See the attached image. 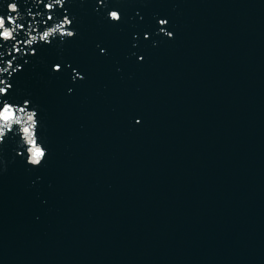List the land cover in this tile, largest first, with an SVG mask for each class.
Segmentation results:
<instances>
[{"label":"water","instance_id":"1","mask_svg":"<svg viewBox=\"0 0 264 264\" xmlns=\"http://www.w3.org/2000/svg\"><path fill=\"white\" fill-rule=\"evenodd\" d=\"M246 1L15 0L20 51L0 40L12 85L0 94L12 108L7 121L0 108V264H80L158 160Z\"/></svg>","mask_w":264,"mask_h":264},{"label":"snow or ice","instance_id":"2","mask_svg":"<svg viewBox=\"0 0 264 264\" xmlns=\"http://www.w3.org/2000/svg\"><path fill=\"white\" fill-rule=\"evenodd\" d=\"M63 2H64V0H55V3L59 4L61 6L63 5ZM44 7L46 9L51 10V9H53L54 4L53 3H47V4L44 5ZM8 8L10 10V14H8L7 16L0 15V40L15 41V43H13L12 47H13V49L15 51L18 52V51H20V49L16 47V44L20 43V41L17 39L16 34H17L18 29H24L25 25L23 23H17L18 17H14L13 15H11V13H16L17 10H18V5L15 2V0H13V2L8 4ZM29 14L31 15V13H29ZM52 18H53L52 15L48 14L47 18L45 20V23L47 21L52 20ZM112 19L113 20H118V19H120V15L118 16V19H117V12L113 11L112 12ZM71 22L72 21L70 19H68L67 16H65L64 17V21L61 24H58L55 28H52L51 32H55L58 29H61L63 27V23L71 24ZM159 23L161 25H164L167 22L165 20H160ZM28 28L30 29V32H29V35H30L31 34V30H34V29H32L31 25H28ZM161 30L163 31V29H161ZM49 35H50V31L46 30V31L43 32V35H42L41 39H45L46 40ZM67 35L71 36V35H73V33L69 31V32H67ZM169 35H171V33H169ZM34 39H35V37H32L31 39H28L25 42L28 43V44H31ZM32 52L34 53L35 49H32ZM13 59H14V57H13ZM9 64H11V61H9ZM60 67L61 66L59 64L55 65V68L57 70H59ZM0 84L4 85V87H0V94L7 93L8 89H10L12 87L11 84L5 83L3 80H0ZM0 108H2L3 119L5 121L9 120L11 118V115H12L11 106L3 105ZM29 119H31V117H29ZM25 131L27 132L28 129H25ZM37 155H42V153H37ZM35 162L38 163L39 161L36 160Z\"/></svg>","mask_w":264,"mask_h":264},{"label":"clouds","instance_id":"3","mask_svg":"<svg viewBox=\"0 0 264 264\" xmlns=\"http://www.w3.org/2000/svg\"><path fill=\"white\" fill-rule=\"evenodd\" d=\"M113 11H115V10H113ZM113 11H111V12L109 13V15H110L111 18H112V12H113ZM116 12H117V11H116ZM118 16H119V15H118V12H117V19H118Z\"/></svg>","mask_w":264,"mask_h":264}]
</instances>
